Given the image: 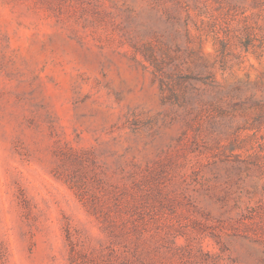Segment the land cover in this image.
I'll use <instances>...</instances> for the list:
<instances>
[{
    "label": "rangeland",
    "instance_id": "374dc122",
    "mask_svg": "<svg viewBox=\"0 0 264 264\" xmlns=\"http://www.w3.org/2000/svg\"><path fill=\"white\" fill-rule=\"evenodd\" d=\"M0 264H264V0H0Z\"/></svg>",
    "mask_w": 264,
    "mask_h": 264
},
{
    "label": "trees",
    "instance_id": "16d2710c",
    "mask_svg": "<svg viewBox=\"0 0 264 264\" xmlns=\"http://www.w3.org/2000/svg\"><path fill=\"white\" fill-rule=\"evenodd\" d=\"M203 70H204V66L202 67V69H201L200 72L203 73ZM179 77H180V79H187V78H190L191 76L190 75L186 76V75L178 74V78ZM209 78H210V73L209 72H206L205 75H204V78H202V80L206 81ZM210 83H211V81H210Z\"/></svg>",
    "mask_w": 264,
    "mask_h": 264
}]
</instances>
